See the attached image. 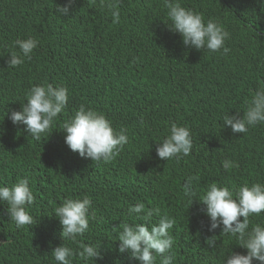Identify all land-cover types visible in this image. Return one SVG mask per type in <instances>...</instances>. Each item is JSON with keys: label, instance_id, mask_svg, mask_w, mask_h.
Here are the masks:
<instances>
[{"label": "trees", "instance_id": "1", "mask_svg": "<svg viewBox=\"0 0 264 264\" xmlns=\"http://www.w3.org/2000/svg\"><path fill=\"white\" fill-rule=\"evenodd\" d=\"M67 0H0V185L29 178L36 199L27 206L32 225L17 228L0 204V264H56L52 250L62 243L72 264H139L118 250L128 215L138 202L175 219L169 234L173 264H223L231 252L246 254L239 241L208 231L203 205L185 196L193 182L197 198L208 184L237 189L264 184V124L247 133L224 128L226 114L242 117L264 84V6L259 0H180L182 6L212 19L230 33L227 55L187 48L166 23L164 0H113L120 20L113 23L104 0H74L69 15L56 9ZM36 38L38 46L19 67L7 65L17 39ZM222 51V50H221ZM68 89V104L39 141L13 125L34 85ZM81 106L102 113L128 143L111 162H93L71 151L62 125ZM187 126L193 148L180 160H161L156 147L170 125ZM50 134V135H49ZM236 167L225 170L223 161ZM88 196L89 229L75 241H62L53 210L65 199ZM159 216L151 217L158 223ZM264 226V213L250 217L249 230ZM216 241L215 247L207 239ZM81 244L99 249L102 259L82 260ZM155 264H160L159 257ZM253 264H259L254 261Z\"/></svg>", "mask_w": 264, "mask_h": 264}, {"label": "clouds", "instance_id": "2", "mask_svg": "<svg viewBox=\"0 0 264 264\" xmlns=\"http://www.w3.org/2000/svg\"><path fill=\"white\" fill-rule=\"evenodd\" d=\"M264 6V0H259ZM74 0L58 5L56 11L61 15H69ZM167 9L166 23L168 29L182 37L185 47L197 51L227 55L230 49L225 41L230 33L218 22L209 19L205 22L201 13L182 6L180 0H164ZM113 17V23L120 20V12L113 0H104L101 5ZM36 38L17 39L11 46L19 51L10 50L7 60L8 67H19L25 59H31V53L38 46ZM222 50V51H221ZM68 104V89L64 86L54 87L52 84L34 85L26 94V101L21 110L11 111L8 117L13 125H23V131L39 141L42 134L48 133L53 121ZM264 124V84H261L248 103L241 117L226 114L223 117L224 128L230 127L233 133H247L249 128ZM64 142L68 148L77 152L80 157L93 162H111L119 155L123 146L128 143L126 129L115 130L111 122L102 113L81 106L75 115L62 125ZM50 135V134H49ZM193 148L191 131L187 126L176 123L170 125L169 135L157 144L155 149L158 158L166 162L180 160L191 154ZM223 168L229 170L237 165L232 160L223 161ZM198 177H188L183 184L184 194L190 197V204L199 201L203 207L200 211L209 218L208 231L221 230V234L230 235L239 241V246L246 249V254L231 252L223 260V264H253L254 261L264 264V226L257 224L249 230L250 217L264 213V184L245 183L237 189L219 186L217 182L208 184L203 195L197 198L193 182ZM29 178H21L9 186L0 185V204H6L9 221L17 228L33 224V217L27 206L35 202V195L29 186ZM92 200L88 196L79 199H65L55 207L53 216L58 218L61 226L62 241H75L89 229V209ZM159 216L158 223H152L153 215ZM129 216H135L144 223H125L118 233L119 252L129 253L130 260L139 264H155L159 257L160 264H173L174 255L170 254L173 239L169 234L175 225V219L161 215L159 209L145 211L142 202L130 206ZM214 236L207 239V244L215 247ZM56 264H72L73 250L61 244L52 250ZM82 260L102 259L98 248L90 244H81L78 253Z\"/></svg>", "mask_w": 264, "mask_h": 264}]
</instances>
